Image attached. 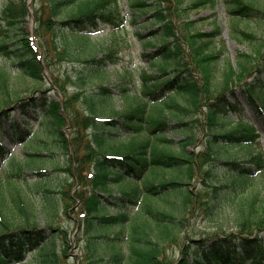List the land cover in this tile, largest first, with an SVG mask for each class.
<instances>
[{
    "label": "trees",
    "instance_id": "16d2710c",
    "mask_svg": "<svg viewBox=\"0 0 264 264\" xmlns=\"http://www.w3.org/2000/svg\"><path fill=\"white\" fill-rule=\"evenodd\" d=\"M223 1L230 33L254 39L240 23L263 26L264 7L248 0ZM185 4L199 10L216 1L34 0L29 6L28 0H10L6 5L0 53L36 86L32 95L20 97L8 68L0 66V136L11 135L13 144L28 151L21 159L0 140V264H60L73 243L60 220L62 213L70 217V209L88 264H264V179L251 182L264 172L259 143L264 131V43L256 55L239 53L235 67L216 44L220 28L205 34L194 30V22L183 20ZM30 9L35 37L17 34L11 44L9 30L23 32ZM129 24L145 50L151 47L143 58L154 74L144 68L140 96L130 102L129 86L116 91L104 83L70 94L68 86L77 83L57 71V64L70 58L68 38L86 39L88 31L104 25L124 29ZM120 59L109 49L102 57L83 60L86 74L79 80L85 85L103 77L105 68ZM117 93L127 102L120 111L113 103ZM243 104L255 111L259 126L244 116ZM31 113L40 119L37 130L27 127ZM121 131L125 142L117 138ZM171 132L185 138L176 143L168 137ZM199 141L202 150L191 154L188 148ZM218 161L228 174L221 188L253 187L238 207L237 231L192 244L185 237L180 258L170 260L163 243L177 239L174 232L184 224L173 214L175 199L185 210L200 203L208 214V187L217 196L221 188L215 182L224 179L216 172ZM152 172H171L173 177L157 183L149 178ZM198 176L208 192L195 193L185 183ZM116 183L131 187L105 199L102 193ZM143 199L145 211L133 221L125 209ZM160 201L169 209L161 208ZM113 228L121 229L123 241L110 238ZM32 252L36 262L28 260Z\"/></svg>",
    "mask_w": 264,
    "mask_h": 264
},
{
    "label": "rangeland",
    "instance_id": "374dc122",
    "mask_svg": "<svg viewBox=\"0 0 264 264\" xmlns=\"http://www.w3.org/2000/svg\"><path fill=\"white\" fill-rule=\"evenodd\" d=\"M16 1V0H13ZM29 6L33 3L34 0H28ZM215 6H207L201 8L199 10H192L189 8V5L185 4L184 10L187 11L184 13L183 20L186 22H194V30L201 33H211L215 30L216 27L220 28L221 34L217 37L216 44L218 47H223L225 49V57H228L232 64L237 67V55L241 52L248 53L251 55H256L258 50L264 43V25L256 24L253 21H243L240 23V28L246 32L252 33L254 35V39H244L237 38L233 36L230 32V21L226 10V5L223 0H215ZM254 1L257 5L264 7V0H248ZM10 0H0V24H5V22L1 21V16L4 8L8 5ZM123 9L126 13H129L126 3H122ZM149 13L148 15H151ZM23 32L15 29L9 30V36L11 38V44L16 42V35H21L22 33L28 34V37H35L37 24L34 19V12L30 9V16L27 17L26 22L22 26ZM6 27H4L5 29ZM18 31V33H17ZM147 29H143L141 32L145 33ZM89 38H76L70 37L67 42L70 44V58L66 61L60 62L57 64L58 72L61 74H70L74 81L77 83L76 86L69 85L68 91L70 94H74L75 92L82 91L88 92L91 91L96 84L104 83L118 91L119 86L127 85L130 88L131 100L133 101L134 96H140V89L142 86L141 75L144 68L147 70L148 74H154L153 70L146 64V60L143 58L145 52H149L151 47L148 48V51L145 50L143 43L140 41L139 37L136 34V30L134 26L129 24L124 29H113L109 25H104L101 29L94 33L93 31H89ZM60 42V41H59ZM39 42H37L38 44ZM109 49H113L117 51L118 56L121 58L118 63H112L105 68V75L103 77H97L93 79L91 82L86 80L87 83L85 85L79 80V76L86 74L85 64L83 60L93 57V56H103L108 52ZM0 66H6L8 68L9 74L11 76V82L13 84V89L17 90L19 96L22 98L28 97L32 95L33 88L36 86L35 82L32 81L29 77L24 76L18 72L16 67V63H14L11 59L4 57L0 53ZM114 107L116 110L120 111L124 109L127 102L123 100V98L117 93L116 97L113 99ZM85 109V104H79ZM245 109L244 116L246 118H250L256 125L259 126V123L256 120V115L251 109H248L243 105ZM20 116V114L18 113ZM35 113H31L29 119L27 120V124H31L28 128L38 129L39 128V120L36 119ZM29 122V123H28ZM193 133H198L197 137H202V133L198 131H192ZM192 132H188L191 134ZM125 135L122 131L118 134L117 138H121L123 142L127 140L124 138ZM168 137L174 139L177 142L185 138L184 134L171 132ZM3 143L11 148L12 151H15L18 156L23 159L24 154L28 152L23 146L17 144L12 147L9 142H7L8 136H4ZM199 143H196L194 146L189 147L188 150L191 154H199L202 150ZM260 146L264 154V132H261ZM177 150V149H176ZM247 158H245L246 160ZM244 160V161H245ZM245 163V162H244ZM218 168L217 173L220 174L224 179L220 178L221 181L215 182V185L221 188L222 185L226 182L227 173L224 171V167L221 166L222 162H217ZM246 165V164H244ZM47 168H50L49 165H45ZM49 166V167H48ZM228 175V174H227ZM257 180L251 181L256 183H261L264 179V172L259 174ZM173 174L171 172H167L164 175L163 172L150 174V179H155L157 183L165 179H171ZM225 180V181H224ZM188 184L189 188L197 193L198 190L203 192H208L206 190V186L204 181L199 178H194L193 180L185 181ZM131 187V183L127 184H110L107 189L104 191V195L109 197L111 195H118L122 193L125 189H129ZM238 188V187H237ZM233 189L231 187L221 188L218 195H212L213 189L208 187L209 193L211 195V211L208 214L204 213L203 205L200 203H196L195 206L189 207L185 210L182 207V203L180 199H175L177 201V210L173 212V214L177 217V222L184 220L183 225H178V229L175 230V236L177 239L167 240L163 244L165 246V255L170 258V260L177 261L181 256V248L183 246V240L186 237V240H190L189 244H192L193 240H202L208 239L210 240L216 235L230 233L237 231V211L240 205V202L247 193L252 190V186L250 185L246 191H241V189ZM113 193V194H112ZM30 197L33 198L36 204H39V198L35 197V194L30 193ZM106 198V197H105ZM171 200L174 197H171ZM174 201V200H173ZM161 202V201H160ZM161 208L169 209L168 204L164 201L161 202ZM142 209V208H141ZM73 210L70 209V217L65 213H62L60 217L62 226L67 228L70 233H72L73 243L71 248L69 249V256L65 259L62 257V261L60 264H88L84 258V243L78 242L77 237L78 233L76 231V219L73 215ZM131 217L140 216L139 208L134 207L129 210ZM114 214V212H111ZM41 224H45V220L41 219ZM76 231V232H75ZM75 234V235H74ZM118 234V229H115L111 232V239L116 238ZM262 237L264 238V233H262ZM124 239L123 235L120 234L118 240ZM127 250V247L124 246ZM59 253H60V244L58 245ZM125 250V251H126ZM127 252V251H126ZM29 261L36 262V255L32 252L28 256Z\"/></svg>",
    "mask_w": 264,
    "mask_h": 264
},
{
    "label": "bare ground",
    "instance_id": "6f19581e",
    "mask_svg": "<svg viewBox=\"0 0 264 264\" xmlns=\"http://www.w3.org/2000/svg\"><path fill=\"white\" fill-rule=\"evenodd\" d=\"M245 107H247L248 109H251L248 105H246V104H243ZM244 109H246V108H244ZM253 112H254V114L256 115V113H255V111L253 110V109H251Z\"/></svg>",
    "mask_w": 264,
    "mask_h": 264
}]
</instances>
